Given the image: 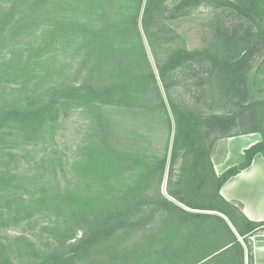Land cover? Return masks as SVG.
I'll return each instance as SVG.
<instances>
[{"label":"trees","instance_id":"16d2710c","mask_svg":"<svg viewBox=\"0 0 264 264\" xmlns=\"http://www.w3.org/2000/svg\"><path fill=\"white\" fill-rule=\"evenodd\" d=\"M53 1L51 6L49 0L0 2V164L21 157L12 150L19 138L32 144L44 140L61 113L67 116L73 108L88 115L99 139L80 146V157L70 164L71 178L62 159L51 154L47 163H35L33 175L0 169V229L11 222L28 226L46 219L41 230L48 234L47 248L35 251V244L18 234V255L29 257L28 264H205L206 258L235 247L214 264H244L237 236L214 212L227 217L239 236L264 223L247 219L220 194L227 179L248 167L256 154H264L256 112L263 102L249 100L248 85L251 55L264 51V0H177L172 5L125 0L119 7L122 18L100 22L78 20L75 0ZM66 1L71 2L59 3ZM201 5L229 8L240 19L224 29L220 44L214 43L215 53L208 56L219 96L212 94L206 112L199 99L190 110L171 96L178 73L204 60L202 51L176 48L163 60L154 52L162 30V40L173 38L166 22ZM117 107L163 113L168 137L162 156L122 147L110 115ZM238 122L250 126L235 131ZM252 132L261 133V140L244 150L242 161L217 174L211 159L215 143ZM166 166V193L190 210L160 192ZM129 170L135 179L122 182ZM37 174L48 178L38 183ZM175 221L185 226L179 235L184 242L177 246L167 230ZM221 221L230 238L207 248ZM142 228L144 238L137 232ZM3 239L0 264H15Z\"/></svg>","mask_w":264,"mask_h":264},{"label":"rangeland","instance_id":"374dc122","mask_svg":"<svg viewBox=\"0 0 264 264\" xmlns=\"http://www.w3.org/2000/svg\"><path fill=\"white\" fill-rule=\"evenodd\" d=\"M1 1L2 0H0V2ZM176 1L177 0H167L166 2L168 5H172ZM53 2V0H49V5L51 6ZM69 2L59 3L66 5L65 3ZM124 3L125 0H97L96 2L93 0H75L73 4L76 6L75 16L78 20L85 22L95 20L100 22L111 17H117V19L122 18L123 16H119V12H122V8L119 7L123 6ZM95 4H97V7H95ZM239 21L240 19L235 17L232 10L229 8L201 5L185 16L166 22L169 34L173 37L171 40H162L164 30L158 33L157 43L154 48L156 58L163 60L171 50L176 48L202 51V55L205 57L204 60H195L189 70L180 71V73H178V84H176L171 91L172 99L178 106L191 110V108L195 107L194 102L199 99L201 109L206 112L210 105L212 94H214L215 97L219 96L218 88L213 81V72L210 70L211 63L208 56L211 57L215 53L214 43L218 42L220 44V40L223 38L222 34L225 33L224 29L233 27L235 24L239 23ZM254 29L257 30V28ZM221 49H223V47ZM222 53V51H219L217 54L221 55ZM192 69H194L195 72H193V75H190L189 73ZM11 85L13 86L12 83ZM248 85L249 100L252 102H263L262 105L256 107L258 109L256 112L257 119L260 121V129L264 132V51L262 50H254L251 55ZM188 86H190L191 89L188 88ZM223 111V109H219V112ZM68 112L67 116H62L63 113H61L56 128L52 133L46 135L44 140L41 139L32 144L24 143L21 140L22 138H19L17 145L14 146L12 150L18 152L21 157L18 156L19 158L17 157L14 161H5L2 165L0 164V169L15 170L16 172L26 171L27 174L33 175L37 173L35 163L41 159H44L43 163H47L46 157L51 154L62 159V163L66 166L67 171H69L67 177L71 178L70 164L75 158L77 159L80 157V146L89 138L94 140L99 139V133L98 129H96L93 124L91 125V120L86 113L78 108H73ZM110 115L114 122L113 129L115 130V136L119 139V143H121L122 147L132 150H143L145 148L150 151L153 150L158 157L162 156L165 142L168 137V123L163 113L158 112L152 114L143 110L139 111L134 107H117L110 111ZM248 125L249 123L247 122L244 124L238 122L234 130H241L244 127L250 126ZM237 136L238 135L223 137L219 140L222 143H227ZM178 164L179 163H177L176 166H178ZM47 178V175L37 174L35 181L38 183L44 182ZM134 179L135 176H133L131 170L122 174L120 178L122 182L126 181L127 183ZM62 180L63 178H61V181ZM161 185L162 182L160 184V192ZM31 186L32 184L27 185L26 194L28 190H32ZM143 208L145 207H142L141 210ZM45 220L46 219L37 218V221L34 222L33 225L28 226H26L25 223L11 222L0 229V237H3V241L9 245L7 247V252L15 264H28L32 261L29 257L18 255V242L15 241V235L21 234L27 236L35 244V251L45 250L47 248L45 238L48 234L46 231L44 232L41 230V226L44 224ZM158 220H160V215L158 216ZM184 227L182 223L178 224V221H175L172 227L171 225L167 227L169 233L172 232V239L175 246L184 242L183 239L181 240L179 237L180 231L183 232L185 230ZM177 230H179V232ZM137 232L140 238L145 237L143 228L139 229ZM150 233V231L147 232V238H150ZM158 233L160 237L157 236L156 241L158 242L157 245L160 246L162 240L161 230H159ZM135 235L136 232L130 234L129 239L132 240ZM230 236L231 233L228 232L226 224L221 221L217 233L210 238L211 242L206 243L204 246L207 248L216 247L218 244L228 240ZM125 243H127L126 240ZM19 245L24 247L21 241ZM233 250H236V248L233 247L228 249L226 253L223 252L213 255L211 258H206L205 264L219 262V260H223L226 254L233 252ZM248 256L249 259L252 258L249 250L247 252V257ZM37 259L39 258L36 257L34 261ZM163 263L166 264V262Z\"/></svg>","mask_w":264,"mask_h":264},{"label":"crops","instance_id":"0c3cea01","mask_svg":"<svg viewBox=\"0 0 264 264\" xmlns=\"http://www.w3.org/2000/svg\"><path fill=\"white\" fill-rule=\"evenodd\" d=\"M259 140L261 134L258 132L238 135L227 143L218 140L211 153L215 172L221 174L228 167L238 164L243 159L244 150ZM220 194L226 201L236 206L247 219L264 222V154H256L248 167L227 179L220 188ZM224 219L237 236L227 217ZM228 245L220 247L217 252ZM261 248L264 247H256L251 251V264H264V250ZM244 251L243 248V262L247 264L248 251Z\"/></svg>","mask_w":264,"mask_h":264},{"label":"built area","instance_id":"2783aa9c","mask_svg":"<svg viewBox=\"0 0 264 264\" xmlns=\"http://www.w3.org/2000/svg\"><path fill=\"white\" fill-rule=\"evenodd\" d=\"M237 238L246 252L249 247L252 251L256 247H264V223L256 227L250 234L246 236L237 235Z\"/></svg>","mask_w":264,"mask_h":264},{"label":"water","instance_id":"95a60500","mask_svg":"<svg viewBox=\"0 0 264 264\" xmlns=\"http://www.w3.org/2000/svg\"><path fill=\"white\" fill-rule=\"evenodd\" d=\"M172 136H173V135H172ZM172 136H171V138H172ZM166 179H167V168H166V170H165V174H164V178H163V182H162V186H161V191H162V193H163L167 198H169L170 200H172V201L178 203L176 200H174L173 198H171V197L166 193V189H165V188H166ZM178 204H179L180 206H182V207H184V208L190 210L189 208L185 207V206L182 205L181 203H178ZM214 213H217V214H219V215H221V216H223V217L225 218V216L222 215V214L219 213V212H214ZM261 249L264 250V248H261Z\"/></svg>","mask_w":264,"mask_h":264}]
</instances>
